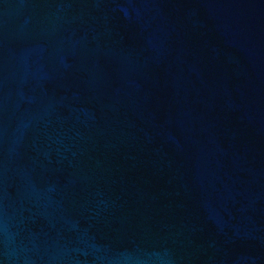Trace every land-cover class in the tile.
Returning <instances> with one entry per match:
<instances>
[{
  "label": "water",
  "instance_id": "water-1",
  "mask_svg": "<svg viewBox=\"0 0 264 264\" xmlns=\"http://www.w3.org/2000/svg\"><path fill=\"white\" fill-rule=\"evenodd\" d=\"M0 264H264V0H0Z\"/></svg>",
  "mask_w": 264,
  "mask_h": 264
}]
</instances>
